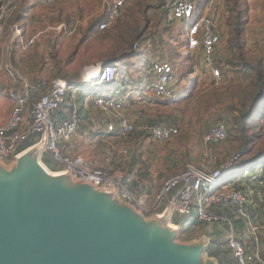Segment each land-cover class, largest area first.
Segmentation results:
<instances>
[{
	"label": "rangeland",
	"instance_id": "1",
	"mask_svg": "<svg viewBox=\"0 0 264 264\" xmlns=\"http://www.w3.org/2000/svg\"><path fill=\"white\" fill-rule=\"evenodd\" d=\"M23 1H26L25 8L30 10L29 15H22V19L27 20L29 30L27 36L61 23L73 32L70 34L63 31L45 32L37 39L35 45L26 51L10 42L7 27L5 34L0 33V126L8 119L12 106L6 96V88L9 84L6 66L12 67L20 76L28 80L39 78L49 81L63 77L80 83L81 87H88L89 83L84 84L80 77L84 67L96 65L98 60L105 59L106 55L114 51L113 49L122 41V38L128 37L124 46L126 48L134 36L137 39L133 41L138 42L139 48L133 50V42L130 49L133 55L119 66L129 77V82L136 84L141 74L140 70L147 69L151 60L167 59L173 66L177 77L175 89L178 100L169 102L168 105L153 107L152 103L146 104L151 93L141 86L143 94L140 95H144V100L141 101L139 94L135 95L133 99L131 98L132 102L126 103L123 112H136V116L132 117L133 132L142 131V133L132 139L125 137L108 139V142L114 145L112 147L114 156L112 152H109L111 160L107 163L111 168L118 170L112 172L126 176L129 173L128 166L133 160L139 166L133 175L135 173L139 176L148 175L149 182L154 181L153 186L157 187L165 177L181 171L186 163H192L201 168H218L229 164L235 154H242L238 151L240 144L238 127L232 129L233 135H228L227 139L222 142L207 144L203 141V135L218 122L224 123L229 131L237 122L240 114L236 112V108L239 111L244 109L240 98L243 97L249 79L246 77L247 69L243 61L254 65L260 60L264 64V0H242L244 7L248 10L241 28V38L244 40L242 48L244 60H241V63L235 61L234 68H228L225 65L227 61L231 62L230 59H238L232 51L236 47V42L231 34L232 39L227 38L225 41L226 52H222L221 58L217 59L228 72L225 74L219 67L223 75L221 81L213 79L209 67L202 63L199 53L190 54L188 51L184 25L180 22L175 23L169 16L167 8H161L159 14L154 13L155 0H129L117 20L103 30L99 29L98 24L112 0H57L52 6L41 5L37 0H21L18 9L21 8ZM228 3V0H221L215 8L221 39L228 37L230 32L226 26L230 18L226 10ZM20 20L18 21L21 22ZM93 23L94 27L92 31H89ZM167 36L170 40L169 44ZM118 80L121 81V75ZM126 89L131 90L130 87ZM100 90L97 86H91L89 90L73 91V93L75 98L77 94L81 95L84 99V106H86L87 100L88 102L90 100L89 97H93ZM254 117L257 123L258 118L264 119V98L258 100L255 112L249 113L246 121L252 122ZM151 118L159 119V123L167 125L174 120L172 124L178 128V134L166 141L152 140L143 130ZM82 122H84V127L87 119ZM247 125L252 126V124ZM254 132L255 130H252L250 134ZM102 145L104 154H100ZM263 146L264 142L249 145L248 147L252 149L251 153L242 154L236 163H232L233 167L221 179V183L224 180L230 181L241 172L240 170L251 169L252 162H246L244 159L250 154L255 155V152ZM77 147L81 149L79 152L83 155L89 152L93 159L91 162L95 165L105 167V164L99 161V157L105 155L107 150L103 142L98 146L92 144L87 138L83 143H78ZM125 148L129 150V153L127 158H122L124 157L122 150ZM69 153L70 156L76 155V144L74 150L70 149ZM14 161L15 158L11 156L2 159L0 167L3 170L10 169L14 166ZM120 161L121 166H119ZM106 171L111 172L110 169ZM239 176H244V173H240ZM185 220L183 218L180 223H184ZM212 225L214 224L198 225L197 228L188 230L181 228L175 241L186 245L210 242V246L213 241L224 244L222 232L212 229ZM262 239L264 240V235ZM207 249L203 252V259L212 260L213 264H218L216 258L208 256Z\"/></svg>",
	"mask_w": 264,
	"mask_h": 264
},
{
	"label": "built area",
	"instance_id": "2",
	"mask_svg": "<svg viewBox=\"0 0 264 264\" xmlns=\"http://www.w3.org/2000/svg\"><path fill=\"white\" fill-rule=\"evenodd\" d=\"M21 0H0V33L7 32L10 42L21 50L32 48L37 39L48 31H63L72 33L64 23L47 27L33 35L24 34L22 24L9 19L15 14ZM41 5L52 6L57 0H37ZM129 0H112L103 19L98 24L100 30L105 29L121 15L122 9ZM221 0H205L204 7L196 16L199 0H171V18L184 25L186 46L190 53L200 52L202 63L209 67L214 80L221 81L223 75L218 66L214 65V52L221 38L217 26L216 4ZM133 50L139 48L138 42L132 45ZM97 66V76L90 78L88 70L80 75L88 87H78L72 90L69 80L63 77L49 81L42 79L28 80L6 66L9 84L6 96L12 103L6 122L0 126V160L15 157L20 151L18 147L29 137L34 138L33 145H41L40 160L52 172H64L78 180L93 184L109 192H117L125 202L135 206L144 216L168 215L170 225L178 229L197 228L199 222L216 225L222 232L223 242L229 250L228 259L234 264H253L258 258L257 252L247 248L246 241L257 238L264 231V222L259 214H252L257 206L264 211V175L263 163H252L251 169L240 170L244 176L235 175L230 181L221 179L226 176L241 155L235 154L230 163L218 168L198 167L186 163L182 170L165 177L154 196L141 191L138 184L130 185L129 179L118 172H107L104 165H95L81 155L70 156L67 151L72 149V141L78 131L79 115L76 98L73 91L89 90L97 86L101 90L93 96L92 105L100 111L105 126L101 142L106 146V162L111 160L109 152L113 143L110 137H123L134 130L132 117L136 113H124L127 99L142 90L130 87L129 77L120 73L115 64L108 61ZM147 80L144 87L151 93L153 100L175 102L177 77L173 66L167 59L151 60L147 68ZM88 75H87V74ZM121 75V81L119 76ZM130 87L131 90H125ZM143 87V88H144ZM125 88V89H124ZM133 88V89H132ZM121 89H124L120 91ZM126 91V92H124ZM124 92V93H122ZM141 92V93H140ZM68 95L71 96V108L65 110ZM30 108V111H29ZM29 111V114H28ZM154 141H166L178 134V128L171 125L154 122L143 127ZM227 126L215 123L203 135L207 144L222 142L227 139ZM97 132V131H96ZM129 150H122L127 158ZM49 155L52 163L58 166L53 170L44 162V156ZM121 162V161H120ZM244 184V185H243ZM181 216L184 223L175 222L174 216ZM235 220L242 221V231L234 227Z\"/></svg>",
	"mask_w": 264,
	"mask_h": 264
},
{
	"label": "water",
	"instance_id": "3",
	"mask_svg": "<svg viewBox=\"0 0 264 264\" xmlns=\"http://www.w3.org/2000/svg\"><path fill=\"white\" fill-rule=\"evenodd\" d=\"M40 150L0 167V264H213L210 242L177 243L167 214L145 219L117 192L48 170Z\"/></svg>",
	"mask_w": 264,
	"mask_h": 264
},
{
	"label": "trees",
	"instance_id": "4",
	"mask_svg": "<svg viewBox=\"0 0 264 264\" xmlns=\"http://www.w3.org/2000/svg\"><path fill=\"white\" fill-rule=\"evenodd\" d=\"M229 3L227 4V9L229 13V20L226 24V26L230 29L229 36L227 37L228 40H231V34H233V38L235 39L236 42V47L235 49L233 48L232 51L238 56V59H230L231 62H226V66L228 68H234L235 61L240 62L241 60H244L242 58L243 55V45H244V40L241 38V28L242 24L244 22V18L246 17V12L248 11L246 7L243 5L242 0H228ZM205 0H201L199 2V6L197 9L196 16H198L199 11L204 7ZM25 3H22L21 8L17 9L15 14L9 19L8 22H13L15 20H20L22 19L23 9H24ZM243 5V6H242ZM144 17V16H143ZM94 27V23L90 25L89 31H92ZM132 37V36H130ZM128 37L122 38V41L118 43V45L113 49L114 51L107 56V60L110 63H113L116 65L118 71L120 73H124V71L121 70L119 66H121L122 62L126 61L127 58H129L131 55H133L131 49V45L134 42V39H137V37L133 36V40L127 44V47L125 48L124 46L126 45V40ZM129 47V48H128ZM128 51V53H127ZM244 62V67L247 69L246 72V77L249 79L247 85L245 86L243 97H241V105L244 109L239 111L236 108V112L238 111L239 117L237 119V122L233 124V128H230L229 131L227 130V137L228 135H233L232 129H237L239 128V134H240V144H239V150L243 155H248L251 153V148H249V145H255L256 142L263 143L264 142V119L261 120L258 118V123L256 122L257 119H255L251 122H247V116L249 113L255 112L256 104L258 100L261 98H264V64L259 60L257 61L254 65H249L248 62ZM241 63V62H240ZM120 64V65H119ZM220 67V69L226 74L227 71L223 70V67L219 64L217 65ZM225 68V67H224ZM121 70V71H120ZM26 75V74H25ZM36 78H32L31 80H35ZM70 85L72 88H78L81 87L80 83H75L70 81ZM141 98V101L144 100V95H139ZM76 103L78 106V115H79V125L83 127V122L87 118V113L84 112V99L81 95L77 94L76 98ZM133 100H130L132 102ZM152 103L154 106L153 107H158L161 105H168V101H160V100H153L152 97L146 100V104ZM172 103V102H170ZM71 108V96L68 95L67 103L65 104L64 109L68 110ZM143 112H145L143 110ZM262 114V110L260 112ZM172 120V119H171ZM154 122H159V119L153 120L152 118L148 120V123H154ZM174 120L170 121L168 125L171 126H176L173 125L172 123ZM247 124H252V126L247 125ZM167 125V124H166ZM258 125V126H257ZM259 127V128H258ZM255 130L253 134H250V131ZM139 133H134L133 131L126 136H123L128 139H132L135 136L141 134ZM34 142L33 137H29V139L25 140L22 142V144L18 147L17 151H22L25 148L29 147L32 145ZM241 154V155H242ZM246 162L250 161L252 163H263L264 166V146L260 148L257 152H255V155H251L248 158L244 159ZM133 162H130L129 167H132ZM263 175H264V168H263ZM260 207V212L258 214H263V207ZM256 210H251V213L254 214ZM239 220H235V223H237ZM201 224H204V222H199ZM198 223V224H199ZM223 246V247H222ZM208 256H212L216 258L218 264H233L228 260H226V257H229V250L226 248L224 244L217 243L216 241H213L210 246L207 249Z\"/></svg>",
	"mask_w": 264,
	"mask_h": 264
},
{
	"label": "crops",
	"instance_id": "5",
	"mask_svg": "<svg viewBox=\"0 0 264 264\" xmlns=\"http://www.w3.org/2000/svg\"><path fill=\"white\" fill-rule=\"evenodd\" d=\"M200 1L201 0H199V2ZM25 2L26 1H23L22 3H25ZM154 3H155L154 4L155 5L154 6L155 7V9H154L155 12L154 13L159 14V13H161V11H160L161 8H167L168 14H169V16H171V0H155ZM25 6H24V9H23V13H24V15L27 16V15H29L30 10H28L27 7L25 8ZM104 15L105 14H103V16ZM152 15H154V14H152ZM20 21H21L20 23L22 24V27H23L24 34L27 35V32L29 31L28 28H27V20H26V18H23ZM226 39H227V37H224L223 39H221L220 45L217 46L218 48L214 52V55H213L214 58L213 59H214V65L215 66H217L219 64L222 66V63L218 62L217 59H220L221 58V56H222L221 53L222 52H226V50H225V48H226V42H225ZM167 43L168 44L170 43V40H169V37L168 36H167ZM193 53H199V55L201 57L200 52L197 51V52H193ZM193 53H190V54H193ZM107 56L108 55H106L105 59L98 60V63L103 62V61H108L106 59ZM98 63H96V64H98ZM92 66H94V65L86 66V67H84V70H90L92 68ZM145 69L140 70L141 74H140L139 77L137 76L138 77L137 78L138 80H137L136 84H133L132 82H129L128 86L130 85V87H134V89H137V88H139V90H140V88L142 89V87H144L145 81L148 79L147 78L148 77L147 76L148 75L147 74L148 72H147V69L146 70ZM144 70H145V73H144ZM223 70H225V68H223ZM226 74H228V72ZM36 79H39V78H36ZM126 88H128V87H126ZM124 89H121L120 91H122ZM125 90H127V89H125ZM124 92H126V91H124ZM124 92H122V93H124ZM131 98L133 99V96L132 97H129L127 99V103L131 100ZM89 99H90L89 102L87 100V103L88 104H86V106H84V104H83L84 112L87 113V118H86L87 119V122H86V125L84 127H82L81 125L78 124V131H77V133L74 136L73 141H72V146H73L72 149L74 150L75 144H76V151H77L76 155H81V156H83L86 159H88V160L91 161V160H93V159H91V154H89V152L86 155L81 154L79 152V151H81V149L77 147V144L80 143V142L83 143L84 141H86L87 138L94 145H98L99 146L100 143L102 144L101 137H100L101 135L98 132L99 131H103V127L105 126V121H104V118L101 115L100 111L96 110L93 107V105H92L93 97H89ZM139 114H140V112H139ZM150 124H152V123H150ZM150 124L148 123V125H150ZM91 140H93V141H91ZM74 141H75V143H74ZM69 151H67V155H70ZM101 153L104 154V146H103V148L101 147L100 154ZM76 155H74V156H76ZM105 155L100 156L99 157V161L101 163L105 164V166L107 167V169H110V171L112 172L115 169L111 168L110 167V164H108L106 162ZM43 159H44V162L46 164H48L53 170H57L58 166H56L54 163H52V160H51V158H50L49 155L46 154ZM131 161L133 162V160H131ZM255 164H257V163H255ZM121 165H122V162H119V166H121ZM135 165H136V162L134 163V166L133 167H129V173L126 175V177L129 179L130 185L138 184L140 186V188H141V191L144 194L148 195L149 200H151L153 198V196H154V193L160 187L162 181L159 182V184H158L157 187H154L153 186L154 181L152 183H150L149 182V179L150 178L148 177V175L139 176L138 173L137 174L135 173V175H133V172L136 171L138 169V167H139L138 165H136V167H135ZM115 168L118 169V167H116V166H115ZM115 171H118V170H115ZM119 200H120L121 203L126 204V202L123 201L121 198H119ZM130 206L132 208H135V206L132 205V204H130ZM254 210H256V212L254 214H257L258 212H260V207L257 206V207L254 208ZM152 216L153 215L145 216V219H151ZM259 217L262 218V220H260V221H263L264 222V215L263 214H259ZM173 219H174L175 222H180L182 220V217L176 215V216H174ZM242 223H243L242 221H238L237 223H234V227H235V229L237 231H240V232L242 231ZM205 224L206 223H204V224L199 223L198 225L204 226ZM212 229H215L216 231H221L216 225H212ZM263 235H264V231L260 232L257 235V238H255V240L254 239H249V240L246 241L247 248L249 249V251H251L253 253L254 252H257V254H258V258L255 260V262L253 264H264V240L262 239V236ZM222 237H223V235H222Z\"/></svg>",
	"mask_w": 264,
	"mask_h": 264
},
{
	"label": "bare ground",
	"instance_id": "6",
	"mask_svg": "<svg viewBox=\"0 0 264 264\" xmlns=\"http://www.w3.org/2000/svg\"><path fill=\"white\" fill-rule=\"evenodd\" d=\"M97 72H98L97 66L92 67L90 70H88V74H89L90 78H95L97 76Z\"/></svg>",
	"mask_w": 264,
	"mask_h": 264
}]
</instances>
